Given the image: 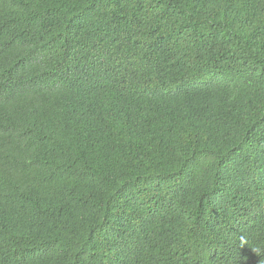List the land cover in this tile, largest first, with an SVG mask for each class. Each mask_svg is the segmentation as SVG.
<instances>
[{"label":"trees","instance_id":"obj_1","mask_svg":"<svg viewBox=\"0 0 264 264\" xmlns=\"http://www.w3.org/2000/svg\"><path fill=\"white\" fill-rule=\"evenodd\" d=\"M0 264H264V0H0Z\"/></svg>","mask_w":264,"mask_h":264}]
</instances>
